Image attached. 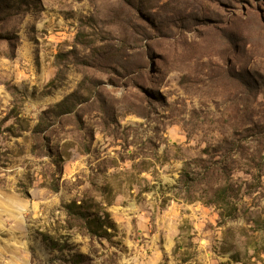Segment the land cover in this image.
<instances>
[{
    "label": "rangeland",
    "instance_id": "374dc122",
    "mask_svg": "<svg viewBox=\"0 0 264 264\" xmlns=\"http://www.w3.org/2000/svg\"><path fill=\"white\" fill-rule=\"evenodd\" d=\"M0 264H264V0H0Z\"/></svg>",
    "mask_w": 264,
    "mask_h": 264
},
{
    "label": "trees",
    "instance_id": "16d2710c",
    "mask_svg": "<svg viewBox=\"0 0 264 264\" xmlns=\"http://www.w3.org/2000/svg\"><path fill=\"white\" fill-rule=\"evenodd\" d=\"M227 189H228V187H224V188H222L221 191H223L224 194H225V192H226ZM236 211H237V209L236 208H233V206H232V207H230V211H228L229 213L225 214L223 212V213H221V215L224 216V217H232V216L235 215Z\"/></svg>",
    "mask_w": 264,
    "mask_h": 264
}]
</instances>
